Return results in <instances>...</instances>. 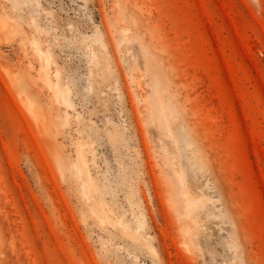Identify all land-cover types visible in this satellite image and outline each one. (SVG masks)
Returning a JSON list of instances; mask_svg holds the SVG:
<instances>
[{"label":"rangeland","instance_id":"obj_1","mask_svg":"<svg viewBox=\"0 0 264 264\" xmlns=\"http://www.w3.org/2000/svg\"><path fill=\"white\" fill-rule=\"evenodd\" d=\"M0 264H264V0H0Z\"/></svg>","mask_w":264,"mask_h":264}]
</instances>
